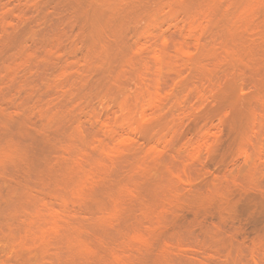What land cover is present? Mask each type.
<instances>
[{
	"label": "rangeland",
	"instance_id": "1",
	"mask_svg": "<svg viewBox=\"0 0 264 264\" xmlns=\"http://www.w3.org/2000/svg\"><path fill=\"white\" fill-rule=\"evenodd\" d=\"M0 87V264H264V0H0Z\"/></svg>",
	"mask_w": 264,
	"mask_h": 264
},
{
	"label": "bare ground",
	"instance_id": "2",
	"mask_svg": "<svg viewBox=\"0 0 264 264\" xmlns=\"http://www.w3.org/2000/svg\"><path fill=\"white\" fill-rule=\"evenodd\" d=\"M57 43H58V41H57ZM57 43L56 44L53 43V46L52 47L50 46V49H48V51L46 52L47 53V56H46L47 60H55V59L58 58L59 54L61 53L60 52V50L62 51L61 45L59 46V44H57ZM16 54L17 55L15 56V59L10 64L5 65L3 70H2L3 72L1 74H2V76H4V80L7 81L6 84L16 82L19 79V76H20L19 73H20L21 70H23V69L35 64L39 60V57L36 55V53H34L33 51H31L29 49H21ZM70 68H71V66H70ZM69 70L70 69H69L68 66L65 67L63 69V71L61 72L60 76H64V77L68 76L67 74L69 73L68 72ZM0 91H1V87H0ZM160 99L162 100V98H160ZM161 100H159V101L162 102L163 100L162 101ZM159 101L157 102V104L160 103ZM155 105L156 104L154 103V106ZM158 106L160 107V105H157L156 108H158ZM9 108L6 105H3V104L0 103V115L4 116V117H7V118L8 117L11 118V117H14V116L16 117L18 114H20V113H16V112H18V111H16L17 109L15 110L16 111L15 112L13 110L14 108L12 110H10L11 108L10 109ZM144 116L146 117L145 114H144ZM129 138L130 137H128L127 139L129 140ZM23 157H24L23 151L21 150L20 147L16 146L15 144L6 143L3 146H0V166H2V165L3 166H6V165L9 166V165H12V164H15V163H19V162L22 163L21 161H23V159L25 158V157L24 158ZM58 210L56 211V210H54L52 208H47L46 209L47 212H49V213L51 212V215H52V212H53V215H54V216L50 215L51 218H49L50 219L49 226L51 227V230H53L54 234H59L60 232H62L61 230H63V229L67 230L68 231V233H67L68 236H67V238L65 236V238H66V241H67L68 249H71L70 251L73 250V252L76 251L78 253L84 251V254H85V251H88L89 248L85 244L86 242L84 243V241H82V239L80 237V234H81L80 233V229L75 227V226H71L72 223L68 225L67 224L68 221H65L64 222L65 225H63L64 224L62 222L63 214L60 213ZM65 217H67V216H65ZM66 220H69V219L66 218ZM86 253L88 254V252H86Z\"/></svg>",
	"mask_w": 264,
	"mask_h": 264
}]
</instances>
